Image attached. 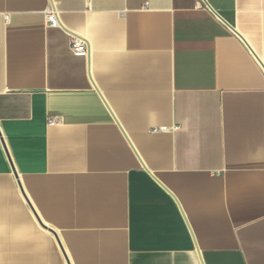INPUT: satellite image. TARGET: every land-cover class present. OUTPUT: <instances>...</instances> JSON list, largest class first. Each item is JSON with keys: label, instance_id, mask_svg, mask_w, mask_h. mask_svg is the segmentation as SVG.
<instances>
[{"label": "crops", "instance_id": "crops-1", "mask_svg": "<svg viewBox=\"0 0 264 264\" xmlns=\"http://www.w3.org/2000/svg\"><path fill=\"white\" fill-rule=\"evenodd\" d=\"M0 264H264V0H0Z\"/></svg>", "mask_w": 264, "mask_h": 264}, {"label": "built area", "instance_id": "built-area-1", "mask_svg": "<svg viewBox=\"0 0 264 264\" xmlns=\"http://www.w3.org/2000/svg\"><path fill=\"white\" fill-rule=\"evenodd\" d=\"M47 20L50 21L53 26H60L59 12L55 7L51 6L48 8ZM71 50L77 56H89L90 54V45L88 41L79 36L71 37ZM51 123H54L55 120H51Z\"/></svg>", "mask_w": 264, "mask_h": 264}, {"label": "water", "instance_id": "water-1", "mask_svg": "<svg viewBox=\"0 0 264 264\" xmlns=\"http://www.w3.org/2000/svg\"><path fill=\"white\" fill-rule=\"evenodd\" d=\"M208 3V2H207ZM208 5H209V3H208Z\"/></svg>", "mask_w": 264, "mask_h": 264}]
</instances>
